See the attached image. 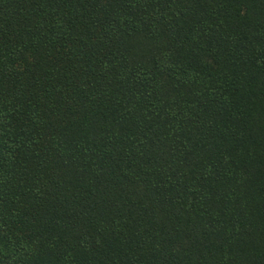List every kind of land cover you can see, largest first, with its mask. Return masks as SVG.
I'll use <instances>...</instances> for the list:
<instances>
[{"label": "trees", "instance_id": "1", "mask_svg": "<svg viewBox=\"0 0 264 264\" xmlns=\"http://www.w3.org/2000/svg\"><path fill=\"white\" fill-rule=\"evenodd\" d=\"M0 264H264V0H0Z\"/></svg>", "mask_w": 264, "mask_h": 264}]
</instances>
